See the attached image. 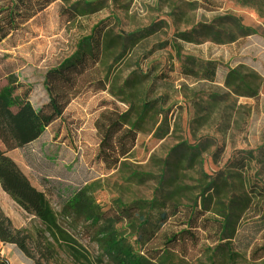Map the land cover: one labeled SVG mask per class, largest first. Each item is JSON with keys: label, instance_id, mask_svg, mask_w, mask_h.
<instances>
[{"label": "rangeland", "instance_id": "rangeland-1", "mask_svg": "<svg viewBox=\"0 0 264 264\" xmlns=\"http://www.w3.org/2000/svg\"><path fill=\"white\" fill-rule=\"evenodd\" d=\"M26 25L27 41L10 60L32 85L31 106L8 123L15 148L0 138V151L48 193L59 224L96 253L84 223L63 216L60 201L97 178V201L115 210L117 226L137 247L135 231L148 210L135 200L203 213L197 221L206 228L194 227L179 208L143 245L157 264H264V248L255 257L237 248L264 216V179L254 196L260 166L245 152L264 143V0H56ZM94 26L103 28L100 60L86 53L61 68ZM197 81L221 89L187 88ZM153 99L143 114L142 102ZM61 117L69 129L80 125L72 144L53 138ZM178 144L191 158L168 162ZM0 210L22 235L35 236L39 220L1 183ZM34 236L27 239L31 256L2 242L0 255L8 264H77L57 245L35 246ZM230 247L238 253L233 261Z\"/></svg>", "mask_w": 264, "mask_h": 264}, {"label": "trees", "instance_id": "trees-1", "mask_svg": "<svg viewBox=\"0 0 264 264\" xmlns=\"http://www.w3.org/2000/svg\"><path fill=\"white\" fill-rule=\"evenodd\" d=\"M56 0H0V79L6 82L0 86V138L7 147V150L15 148L14 140L9 132L8 123L20 115L31 106L29 93L32 85L21 78L20 66L10 60L16 58L11 50L18 48L27 41L25 33L26 23L39 12H42L52 2ZM102 31L103 28L94 26L90 33L78 39L75 51L65 58L60 64L61 68H67L81 60L86 53H89L96 60H100L102 52ZM167 79L161 76L160 80ZM160 82V81H159ZM155 104V99L142 102V113H147ZM144 117V115H143ZM69 122L66 117H61L52 125L53 138L60 143L70 142L73 139V130L80 128V125L69 129ZM65 130V132H64ZM76 147V146H74ZM195 150L196 147H189ZM249 161H255L260 166L258 168L257 181L252 180L250 191L254 196L263 193L261 182L264 179V143L256 150L245 151ZM192 153L181 149V145L174 146L168 153V162L183 159H190ZM100 158V155H98ZM182 157V158H181ZM106 172H102L104 174ZM99 179H87L76 188L70 195L63 197L61 203V213L63 216L75 222H83L85 233L91 242L96 244V253L83 246L67 229L58 222V215L51 203L48 193L35 185L23 167L6 151H0V183L5 192L25 210L29 215L39 220L33 242L35 246H43V242L49 247L57 245L64 249L77 264H157L144 254L141 249L150 241L159 229L173 215L177 214L179 208L186 209L185 221L191 226H201L198 223L195 206H181L174 203H167L157 199L142 200L137 199L134 205L141 209H147L146 216L140 222L136 232L135 242L131 240L129 234L123 232L117 226V217L113 208H105L96 198V189ZM264 218V216L262 217ZM261 218V219H262ZM261 219L255 222V230L252 235H248L246 243L238 246V249L250 250L255 257L259 250L264 248L258 241L264 239V222ZM25 229H15L12 222L0 210V242L16 246L24 254L31 256L27 239H32L30 234H23ZM263 232V233H261ZM231 248L228 250L229 257L233 261L238 254ZM259 254L258 257H263ZM0 264H8L7 259L0 255Z\"/></svg>", "mask_w": 264, "mask_h": 264}, {"label": "bare ground", "instance_id": "bare-ground-1", "mask_svg": "<svg viewBox=\"0 0 264 264\" xmlns=\"http://www.w3.org/2000/svg\"><path fill=\"white\" fill-rule=\"evenodd\" d=\"M177 83H169L167 84V87L169 89H174L176 87ZM188 89H195V88H199V87H204V88H214V89H217V90H220L221 87L217 86L216 84H209V83H206V82H202V81H197V82H194L192 84H187L186 85Z\"/></svg>", "mask_w": 264, "mask_h": 264}]
</instances>
